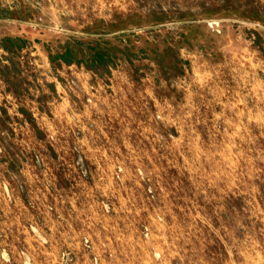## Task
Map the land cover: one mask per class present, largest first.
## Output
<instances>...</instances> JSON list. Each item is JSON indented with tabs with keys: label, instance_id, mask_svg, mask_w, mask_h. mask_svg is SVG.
<instances>
[{
	"label": "rangeland",
	"instance_id": "obj_1",
	"mask_svg": "<svg viewBox=\"0 0 264 264\" xmlns=\"http://www.w3.org/2000/svg\"><path fill=\"white\" fill-rule=\"evenodd\" d=\"M0 264H264V0H0Z\"/></svg>",
	"mask_w": 264,
	"mask_h": 264
},
{
	"label": "trees",
	"instance_id": "obj_2",
	"mask_svg": "<svg viewBox=\"0 0 264 264\" xmlns=\"http://www.w3.org/2000/svg\"><path fill=\"white\" fill-rule=\"evenodd\" d=\"M178 43L174 44L173 48L176 49V47H178ZM103 45H105V43H103ZM176 45V47H175ZM168 49V47H167ZM104 51V47H99L97 44L96 46H94L91 49V54H89V57L94 60V61H101L104 60L108 55L103 54ZM152 56L154 57V59H156L157 55L152 53ZM59 59L62 60L63 62L66 63H77L78 61L76 60V58L72 55V53L70 52V50L68 49V47H65L63 49V53L59 54Z\"/></svg>",
	"mask_w": 264,
	"mask_h": 264
}]
</instances>
